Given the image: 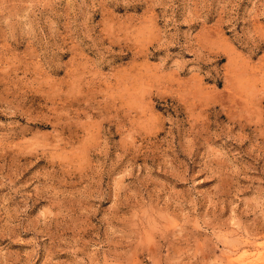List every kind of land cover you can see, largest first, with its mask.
I'll return each instance as SVG.
<instances>
[{
  "label": "rangeland",
  "instance_id": "obj_1",
  "mask_svg": "<svg viewBox=\"0 0 264 264\" xmlns=\"http://www.w3.org/2000/svg\"><path fill=\"white\" fill-rule=\"evenodd\" d=\"M255 2L242 0L234 13L235 20L227 24L224 23L229 19L227 0H178V20L187 22L179 23L181 35L175 45L167 48L170 59L163 69L159 64L165 49L160 47L155 32L163 21L156 20L153 24L148 0H128L127 3L125 0H98L99 6L91 10L90 18L97 32L109 21L131 15L142 17L131 36L125 31L120 34L121 39L110 29L105 32V46H111L108 58L114 60V64L103 72L92 68L97 56L95 52L73 51L74 41L70 36L63 49L55 54L56 66H52L51 53H41L26 43L18 49L15 41L6 42L5 38H0V98L10 100L19 93L17 98H23L24 108L34 117L32 120L22 116L13 118L31 129L26 135L9 134V130L0 128V163L6 168L13 166L14 160L20 164L30 163L35 156L23 153L30 151L33 145L23 141L29 140L33 133L47 135L55 130L59 136L54 140L49 137L54 146L46 148L44 158L36 160L17 183L26 181L37 170L54 167L63 170L60 174L66 180L79 182L76 187L80 188L87 184L89 170L101 166L97 150L103 129L110 134L106 137L108 158H115L113 142L119 143L124 137L116 123L108 120L101 123L102 116L115 114L127 122L128 131L124 135L138 148L129 150V155L113 174L136 171L129 158L140 150L135 165H143L145 155L169 135V130L175 136L176 128H179L192 137L193 145L198 144L197 138L207 132L219 133L221 139L216 140V144L226 141L233 151L242 153L237 158L238 165L254 167L256 175H264V16L257 15L258 9L253 7ZM132 9L138 10L130 11ZM155 14L159 15L160 9H155ZM62 31L68 35L65 29ZM145 53H150L146 59ZM169 117L175 128L169 123ZM162 119L163 130L160 129ZM0 121L7 122V118L0 115ZM229 137L241 138L242 143H235ZM203 153V147H194L191 159L185 155L179 159L186 164L184 179L192 185L193 192H208L211 197L227 188L230 181L221 179L222 171L208 179L209 174L201 171L209 164ZM157 175L173 183L178 191L188 187L170 176ZM110 182V177L105 175L101 187ZM125 191L124 184L113 183L103 200H82L85 215L93 213L87 215V219L80 217L83 225H98L105 218L113 221L120 213L130 211L121 207L118 199L117 194ZM8 194L7 186L0 188V203ZM248 195L250 192L244 193V196ZM13 206L14 201H9V207ZM240 207V204H233L231 209L226 207L224 215H234ZM45 208L47 201L41 200L32 205L26 215L36 217ZM65 211L67 209L62 210L61 215ZM131 211L134 214V209ZM176 222L174 217L169 223ZM203 235L202 232L182 230V238L187 237L189 243L193 236L201 239ZM32 236V233H25L23 238ZM44 236L42 233L37 237L39 251L34 257L35 264H45V249L51 240ZM114 239L120 240L119 237ZM139 240V245L129 246L131 254L122 258L127 264H137V261L148 264L139 249L150 247L152 240L148 234ZM0 247L20 253L28 249L27 245L10 244L7 240H0ZM257 250L264 257V228L259 224L251 230L243 247L235 249V255L221 257L216 252L215 257L208 253L206 258H220V264H239L237 258L242 254ZM59 258L66 256L61 254ZM259 264H264V260Z\"/></svg>",
  "mask_w": 264,
  "mask_h": 264
},
{
  "label": "clouds",
  "instance_id": "obj_2",
  "mask_svg": "<svg viewBox=\"0 0 264 264\" xmlns=\"http://www.w3.org/2000/svg\"><path fill=\"white\" fill-rule=\"evenodd\" d=\"M241 3L242 0H227L229 19L224 23L232 24L236 8ZM148 4L153 24L156 20L163 21L162 26L155 29L160 47L165 49L159 64L163 69L170 59L167 48L175 45L181 35L178 25L187 21L178 20V0H148ZM98 6V0H0V38H5L6 42L15 41L18 49L26 43L29 48L39 49L41 53H51L52 66H56L55 54L63 49L70 36L74 41L73 51L87 49L95 52L97 56L92 68L103 72L114 64V60L108 58L111 46H105V32L110 29L121 39L123 36L120 34L125 31L131 36L135 33V24L142 17L131 15L122 20H112L97 32L90 17L91 10ZM253 7L258 9L257 15L264 16V0H256ZM155 9H160L159 15L155 14ZM232 26L235 28L234 24ZM148 55L150 53H145L144 58ZM18 96L19 93L10 100L0 98V115L7 118V122L0 121V128L9 130V134L26 135L31 129L13 118L22 116L32 120L34 117L24 108L23 98ZM145 102L150 104V101ZM105 120L116 123L124 138L119 143L113 142L115 158L109 160L106 137L110 134L107 129L101 131L97 150L101 166L89 170L87 184L80 188L76 187L79 182L66 180L60 174L63 170L54 167L37 170L26 181L17 183L36 160L44 158L46 148L54 146L49 137L54 140L59 136L55 130L47 135L33 133L29 140L23 141L33 145L23 155L35 156V160L24 164L14 160L13 166L8 168L0 163V188H9V194L0 203V240L28 246L23 253L9 252L6 247H0V264H35L34 257L39 251L37 237L42 233L44 238L51 240L45 249V264H127L122 258L131 254L129 246L139 245V238L145 234L152 240L151 246L140 247L139 250L148 264H220V258L208 259L207 254L211 253L213 257L216 252L221 257L235 255V249L243 247L257 224L264 228V175H256L254 167L238 165L236 161L242 153L233 151L226 141L216 144L215 141L221 139L219 133L207 132L197 138L198 144L193 145L190 135L176 128L173 136L170 129L169 135L145 155L143 165H135L140 150L129 158L136 171L113 174L129 155V150L138 146L129 143V137L124 135L128 131L124 118L113 114L102 116L101 123ZM168 121L175 128L170 117ZM163 124L162 119L161 130ZM135 134L138 136L139 132ZM229 139L242 143L241 138ZM194 147L204 148L203 156L209 164L201 171L209 174L208 179L222 171L224 176L221 179L230 181L227 188L214 196L210 197L208 192L194 193L192 185L184 179L187 167L179 157L185 155L191 159ZM157 174L170 176L177 183L188 184V187L178 191L173 183ZM105 175L110 177L111 182L101 187ZM241 180L247 183H241ZM113 183L125 185L127 191L117 195L121 207L130 211L120 213L113 221L105 218L98 225H83L80 217L87 219V215L93 213L85 215V206L81 201L103 200ZM246 192L250 195L244 196ZM41 200L47 201V208L38 216L28 218L26 213L29 208ZM9 201H14L13 207H9ZM233 204H240L241 207L234 215L225 216V208L231 209ZM64 209L67 211L61 215ZM131 209H134V214ZM174 217L177 222L169 223ZM182 230L202 232L204 235L201 239L193 236L189 243L187 237L182 238ZM25 233H32V238L24 239ZM116 237L120 240H115ZM61 254L66 258L60 259ZM137 264L142 262L137 261Z\"/></svg>",
  "mask_w": 264,
  "mask_h": 264
},
{
  "label": "bare ground",
  "instance_id": "obj_3",
  "mask_svg": "<svg viewBox=\"0 0 264 264\" xmlns=\"http://www.w3.org/2000/svg\"><path fill=\"white\" fill-rule=\"evenodd\" d=\"M262 259L264 260L263 253H260L257 250L256 252H252L251 254H242L239 258H237V262H239V264H259V261L261 263Z\"/></svg>",
  "mask_w": 264,
  "mask_h": 264
}]
</instances>
